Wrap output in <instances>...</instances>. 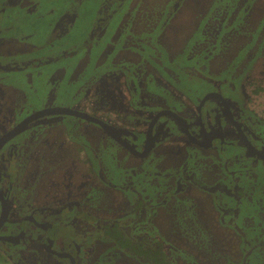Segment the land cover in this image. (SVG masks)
I'll list each match as a JSON object with an SVG mask.
<instances>
[{"label":"flooded vegetation","instance_id":"flooded-vegetation-1","mask_svg":"<svg viewBox=\"0 0 264 264\" xmlns=\"http://www.w3.org/2000/svg\"><path fill=\"white\" fill-rule=\"evenodd\" d=\"M37 1L0 0V55L5 54V58L0 56V140L7 133L13 132L18 124L28 116L44 108L61 106L57 105V102H52L40 108L32 107L31 95H38L36 88L32 90L29 87L26 91L21 80L26 81L25 78H30L29 73H33L32 69H35L33 71L37 73L39 68L48 70L57 64L58 68L55 67L52 73H58L56 71H59L65 64V67L68 68L73 66L74 63L70 57H75L78 51L86 48L92 38L94 28L97 24L106 21L105 15L100 13L96 22L94 20L91 25L87 41L77 47L74 44L66 45L64 36L72 32L80 16L77 6H74L72 0H64L60 10L52 4L48 6L49 10L45 13L38 10ZM118 5L121 4L117 0H111L107 6L115 13ZM33 18H35V22L32 25L29 19ZM38 23H43L46 30L50 32L49 38L40 44L29 40V37L36 34L37 30L34 25ZM11 33L18 36L11 35ZM132 50L130 49V52H133ZM16 53L20 55L19 58ZM122 53L123 51L119 53L121 59L129 57L125 51L124 56ZM235 56L236 54H232L230 60L232 61ZM146 59L147 62L148 60L152 61V57L149 55L146 56ZM112 62L107 60L104 64H113ZM234 68L235 66L231 69L230 65L229 73L232 74ZM44 70L41 69L38 74L42 75ZM13 73H25L22 76H17L18 84L6 82ZM87 76L84 72V83L88 80ZM57 80L59 79H50L52 83L54 82L53 84ZM152 80L153 78L148 79L147 83ZM163 82L167 81L163 79ZM216 82L218 83V81ZM60 83L62 84L63 81L60 80ZM157 88L163 87L157 85ZM165 88L163 89L166 90ZM54 92L51 90V95H59L57 91ZM168 93L172 95L171 101L168 100V95H147L146 101L150 102L149 110L152 111V114L143 131L138 125H136V129L133 126L130 129L131 123L128 124L127 117L120 112H116L114 117L108 113L101 116L94 108L89 107V102H85L86 108L83 109L75 102V96L72 93L71 96L74 99L72 102L76 107L70 108L98 117L107 124L103 126L78 115L46 114L28 121L22 125L21 130L10 134L11 137L4 140L0 146V252L10 259L18 257V261L24 262L23 264H132L131 256L138 264H150L120 247L107 233L110 227L117 225L118 229L132 240L146 236L151 241L162 240L166 250L168 249V254L172 257L171 247L161 235L159 238H154L153 232L150 233L146 227H141L138 232L132 233L126 229L127 226H124L120 219L99 222L96 234L90 232L89 225L95 219V215L92 213L89 200L85 201V199H89L87 192L90 191L91 186L97 187L105 193L108 190L119 191L118 194L127 196L126 200L128 195H131L130 201L127 200L131 204V208L130 206L116 207L117 211L123 212L124 216L132 213L140 218V221H146L148 225L153 224L155 215L160 210V208H155L159 204L152 202L155 200L153 196L156 195L153 192L145 194L146 197L143 196L139 188L134 187L133 182L130 183L124 174H135L134 168H137L135 165L138 166L137 160L149 159L156 153L159 157L164 158V162H168L169 159H166L162 152L158 153V151H162V148L172 144L169 147L176 153L179 151L176 150L179 141L191 144L190 147L203 153L205 159L211 158L213 155H215L214 158H218L221 151L227 154L226 170L230 169L228 172L230 181L227 182L224 178L215 183L207 182L198 178L196 173L183 174L182 177H176L180 186L173 189V193H181L180 195L183 196L196 195L201 192L206 194L211 203V207H207V210L215 212L212 220L218 225L223 222H227L229 225L233 220H238V222L250 220V215L248 216L250 212L264 213V200L261 199L263 196L257 197L258 203L254 204L251 195V191L256 185V182L252 185L251 180L257 177L258 173H261L260 169L264 167V108L256 107L258 103L256 97L263 95L254 96L241 93L240 103L238 99L225 95L218 89L205 92V95H197L193 98L197 102L193 111L194 116H192L191 110L187 109L189 106L184 100L185 95H173L167 91ZM242 106L247 113L242 111ZM163 110H170L177 116L163 114L150 128L153 118ZM66 116L82 122L81 125L72 126H78L79 130L72 129V134H70V131L67 130L68 124L63 123L69 119ZM118 120L123 123L119 125ZM170 121L174 123L173 126L168 124ZM73 130L75 132H72ZM96 131L99 135H103L105 142L109 141L111 144L107 147L110 156L107 154L106 158L103 155L105 157L103 161L100 160L102 159L101 155L100 157H98L99 155L94 156L98 157L99 164L92 157L93 144H98L97 147H101L100 141H97L101 138L95 133ZM173 131H178L179 135L177 136ZM148 133L150 150L145 156H140L139 152L145 150ZM176 136L177 138H174ZM137 137H142L140 143ZM235 145L243 147L245 158L242 157V159L248 165L235 154V150H233V148H237L234 147ZM240 150L242 151V148ZM109 157L112 160L118 158L120 164L121 159H124L125 163L126 161L133 163L134 168L131 165H126L124 167H128L124 172L120 171L110 178L107 174L109 170L106 171L105 168L108 167ZM232 162L235 163V166L236 164L242 165L232 167ZM118 166L120 167V165ZM250 166L253 168L250 169ZM120 169L122 170L121 167ZM184 169L186 170V168ZM254 169L257 172H253ZM111 172L109 171V173ZM153 178L155 175L148 173L143 184L150 185L149 181ZM182 179H184L183 183H181ZM16 183L17 185H15ZM103 188L104 190H102ZM170 190L168 188L167 191ZM102 194L104 195V193ZM103 195L101 196L103 197ZM158 195L161 196L160 193ZM223 195L228 197V203L231 206L225 207L228 203L223 205L220 203L221 198L218 197ZM246 199L249 201L244 204ZM248 203L254 204V207L258 206L257 209L249 211ZM226 216L228 217L227 221ZM155 227L153 224L152 229ZM237 228L246 237V234L241 231L242 229L239 226ZM144 229L146 232L143 231ZM252 230L250 238L256 248L262 249L259 251L258 259L264 264V232L256 230L253 226ZM110 242L119 247L122 257L115 251L107 255L104 253L106 250H100V243ZM226 247L228 248V246ZM226 252L230 253L227 249ZM201 256H203L202 253ZM234 260L229 259V264H234ZM173 261L175 264H180L175 257ZM196 263L198 264L196 258L189 261V264Z\"/></svg>","mask_w":264,"mask_h":264},{"label":"rangeland","instance_id":"rangeland-1","mask_svg":"<svg viewBox=\"0 0 264 264\" xmlns=\"http://www.w3.org/2000/svg\"><path fill=\"white\" fill-rule=\"evenodd\" d=\"M63 1L38 0L36 3L38 10L46 13L49 10L48 6L52 4L60 10ZM72 1L74 6H77L80 16L72 32L64 36L66 45L74 44L77 47L87 41L91 25L94 20L96 22L100 13L105 15L106 21L97 24L94 28L87 47L78 51L75 57H70L74 63L73 66L68 68L65 64L56 71L58 73H52L55 67L58 68L57 64L48 70L41 68L44 70L42 75L38 72L40 68L37 73L33 71L35 69H32L33 73H29L32 79L21 80L26 91L29 87L32 90L36 88L38 95H31L32 107L40 108L52 102H57V105L61 106L76 107L72 102L73 93L75 102L83 109L86 108L85 102H89V107L94 108L101 116L108 113L114 117L116 112H120L127 117V123H131L130 129L132 126L136 129L138 125L142 131L146 129L147 121L152 114L149 110L150 102L146 101L147 95H168L167 98L171 101L172 95L167 94V91L173 95H185L186 98L182 97L188 103L187 109L191 110L190 114H193L197 102L193 98L216 89L238 99L239 102L241 93L263 95L256 97L258 101L256 107L264 108V0H117L121 5H118L115 13L107 6L111 0ZM29 21L33 25L35 18ZM41 21L45 22L42 19ZM205 24L208 25L204 26ZM34 26L37 32L29 37L30 41L40 44L49 38L50 32L46 30L43 23ZM130 49L133 52H130ZM122 51V56L125 51L129 57L121 59L119 53ZM17 54L19 58L20 55ZM232 54L238 57L235 56L231 61ZM1 55V58H5V54ZM148 55L152 57V61L147 62ZM107 60L113 61V64H104ZM230 65L231 69L235 66L232 74L228 71ZM84 72L85 76L88 75L86 83L83 82ZM24 74L13 73L11 77L9 76L11 79L8 77L6 82L18 84L17 76ZM56 78L59 80L53 84L54 82L52 83L50 79ZM150 78L153 80L147 83ZM163 79L167 82L162 83ZM60 80L63 81V85ZM157 85L168 89L165 88L167 91L163 88L158 89ZM51 90L53 93L57 91L59 95H51ZM241 109L247 113L244 106ZM66 117L69 119L63 123L68 124L67 130L70 134L72 129L79 130L78 126H72L81 125L82 122L73 120L74 118L70 116ZM117 123L121 125L123 122L118 120ZM168 124L174 125L171 121ZM74 130L72 132H75ZM173 132L179 135L178 131ZM95 133L101 138L97 140L100 141L101 147L93 144L92 157L101 155L100 160L103 161L105 158L103 155L107 158L109 153L107 147L111 144L109 141H104L101 133V135L97 131ZM141 138L137 137L139 143ZM190 145L184 141L177 142L176 150L179 151L176 153L166 146L158 153L162 152L165 158L169 159L168 162H164V158L156 153L149 159H138L136 162L138 166L134 164L137 168H134L133 163H127V161L125 163L124 159H121V164L118 163V158L112 160L109 157V162L105 160L108 166L105 167L106 171H112L107 173L110 178L120 171L124 172L128 167H124L126 165L134 168L135 174L124 175L130 183L133 182L134 187L139 188L143 196L146 197L145 194L154 192L156 196H153L155 200L152 202L159 204L155 208H160L159 213L155 215V222L158 223L154 222L156 227L152 229V223L148 225L146 221H140V218L132 213L124 216L123 212L117 211V208L122 206L131 208L128 202L131 195H128L127 201V196L118 194L119 191L108 190L105 193L91 186L90 191L87 192L89 199H85V201L89 200L90 208L95 215V219L89 225L90 232H97L99 222L120 219L123 225L127 226L126 229L132 233L138 232L141 227H146L150 233L153 232L154 238H159L161 235L170 245L173 259L175 257L180 264H189L192 258H196L198 264H229V259H235L234 264H263L258 259L259 251L262 249L256 248L250 238L253 233L252 226L264 232L263 212H250L248 214L250 220L247 219L244 222L233 220L229 225L223 222L219 226L212 220L215 212L207 210V207H211V203L206 194L201 192L183 196L180 195L181 193H173V189L180 186L176 177H182L183 174L196 173L198 178L207 182L215 183L224 178H226L225 181H230L228 178L230 169L226 170L227 154L221 151L218 158H214L215 155H213L205 159L203 153ZM234 147H237L233 148L235 154L245 162L242 159V157L245 158L243 147L240 145ZM98 157L93 160H97ZM95 162L99 164L98 160ZM240 165L242 164H236V166ZM233 166H235L234 162H232ZM251 168L253 167L250 166ZM260 170L261 173L251 180L252 185L256 182L251 191L254 204L258 203L256 198L259 196H263L261 199L264 200V167ZM253 172L257 170L254 169ZM148 173L155 175V178L149 181L150 185L143 184ZM183 181L184 179L181 183ZM168 188L171 190L167 191ZM158 193L161 196H157ZM218 198H221L222 205L228 203V197L223 195ZM247 201L249 199H246L244 204ZM252 203L247 204L249 211H255L258 207H254ZM227 206L231 205L228 203L225 207ZM227 218L226 216V221ZM159 220L164 223H160ZM238 226L246 237L238 230ZM146 229L143 231L146 232ZM229 240L231 241L227 243ZM111 243H100V250H106L104 253L107 255L115 251L122 257L119 247ZM226 249L230 253L226 252ZM17 258L10 259L0 252V264L24 263H20ZM130 258L132 264H138L134 257Z\"/></svg>","mask_w":264,"mask_h":264},{"label":"trees","instance_id":"trees-1","mask_svg":"<svg viewBox=\"0 0 264 264\" xmlns=\"http://www.w3.org/2000/svg\"><path fill=\"white\" fill-rule=\"evenodd\" d=\"M120 118V117H118ZM107 233L114 238L116 243L130 253L141 257L150 264H175L168 254L162 240L151 241L147 236L132 240L120 231L117 225L110 227Z\"/></svg>","mask_w":264,"mask_h":264},{"label":"water","instance_id":"water-1","mask_svg":"<svg viewBox=\"0 0 264 264\" xmlns=\"http://www.w3.org/2000/svg\"><path fill=\"white\" fill-rule=\"evenodd\" d=\"M46 114H70V115H78L84 118H87L88 120L97 122L103 126H105L107 123H105L104 121H102L101 119H99L98 117L92 116L88 113L82 112V111H78L76 109L70 108V107H65V106H52V107H48V108H44L41 109L39 111H37L36 113L28 116L26 119H24L21 123L18 124V126L13 130V132L7 133L5 136L2 137V139L0 140V146L2 144V142H4V140H6L7 138H10V134L14 133L17 130H21L20 128L22 127V125L26 124L28 121L42 116V115H46ZM163 114H171V115H176L173 112H171L170 110H163L160 111L152 120L150 128L153 126L154 122L157 120V118ZM177 116V115H176ZM149 131V130H148ZM149 133H148V138L146 140L145 143V150L143 152H139L140 156H145L149 150H150V142H149ZM264 154V152H263Z\"/></svg>","mask_w":264,"mask_h":264}]
</instances>
